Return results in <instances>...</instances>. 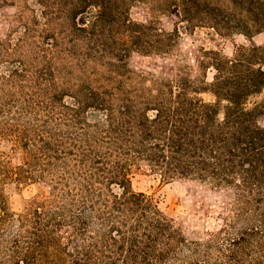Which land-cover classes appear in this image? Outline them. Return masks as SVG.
Masks as SVG:
<instances>
[{
  "label": "trees",
  "instance_id": "obj_1",
  "mask_svg": "<svg viewBox=\"0 0 264 264\" xmlns=\"http://www.w3.org/2000/svg\"><path fill=\"white\" fill-rule=\"evenodd\" d=\"M134 2L148 0H34L7 22L0 264H264V45L202 50L192 68L172 52L177 27H158L177 8L184 33L249 38L264 0H150L144 22ZM132 52L174 66L134 70ZM136 173L230 192L220 231L187 241Z\"/></svg>",
  "mask_w": 264,
  "mask_h": 264
},
{
  "label": "rangeland",
  "instance_id": "obj_2",
  "mask_svg": "<svg viewBox=\"0 0 264 264\" xmlns=\"http://www.w3.org/2000/svg\"><path fill=\"white\" fill-rule=\"evenodd\" d=\"M148 2L132 3L129 16L133 21L144 22L146 20L149 15L148 8L152 4ZM20 6L26 7L27 18V10L34 6V0H5L0 3V37L6 34V24ZM158 19L160 21L158 27L164 33H171V37L175 36L173 29L177 27L179 30L177 38L175 37L177 45L172 52L178 54L180 60H184L192 68H196V58L202 59V50H219L225 57L231 58L239 46L248 48L252 45H264V29L249 38L242 34L220 36L207 28H195L192 33H184L180 30L184 23L180 21L177 8H172L169 13ZM128 62L129 67L134 70H150L157 73L166 72L174 66L172 57H147L134 52L130 54ZM205 75L206 81L210 82L213 70L206 69ZM201 97L205 101H213L209 93L202 94ZM258 123L264 126V117H260ZM131 186L135 191L157 198L160 208L175 222L187 241L218 233L227 206L232 201V194L228 191L209 190L194 185H162L157 179L145 173L134 174L131 177ZM11 195V206L16 210L20 206V197L15 192H11ZM27 195L24 190L23 196ZM225 239L224 234H220L217 245H223Z\"/></svg>",
  "mask_w": 264,
  "mask_h": 264
}]
</instances>
